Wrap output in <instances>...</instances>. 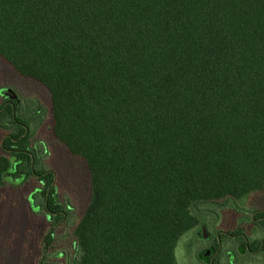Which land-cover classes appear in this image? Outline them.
Segmentation results:
<instances>
[{"label": "trees", "instance_id": "16d2710c", "mask_svg": "<svg viewBox=\"0 0 264 264\" xmlns=\"http://www.w3.org/2000/svg\"><path fill=\"white\" fill-rule=\"evenodd\" d=\"M0 59L47 91L50 132L88 174L63 237L32 120L0 103V188L40 184L35 264H177L185 234L264 196V0H0Z\"/></svg>", "mask_w": 264, "mask_h": 264}, {"label": "rangeland", "instance_id": "374dc122", "mask_svg": "<svg viewBox=\"0 0 264 264\" xmlns=\"http://www.w3.org/2000/svg\"><path fill=\"white\" fill-rule=\"evenodd\" d=\"M2 93L10 94L12 99L19 101L16 107L17 114L22 113L32 120L31 125L26 121V125L32 131L31 145L40 151L43 165L54 175L57 200L67 213L62 221L61 233L63 237L68 238L89 201L86 168L81 161L72 158L53 138L50 132V99L47 91L38 83L18 76L0 59V95L3 98ZM2 98L0 97V103L4 101ZM41 119L40 127L34 130L35 122ZM3 135L4 132L0 131V154ZM5 182L0 188V264H35L39 257L37 248L40 247V239L48 229L47 217L45 218L39 207L34 205L39 196L40 184L32 180L24 182L22 178L13 180L11 177L5 178ZM260 202L261 207H264V196L253 195L241 206L254 204L259 207ZM218 208L216 205H208L204 209L209 213L211 209L219 212ZM220 214L216 231H229L239 224L240 217L236 213L234 216L233 213L223 210ZM247 218L249 219L248 215ZM211 230L213 231V229L201 231V228L197 227L185 234L176 248L177 264H201L197 256L202 247L206 246L204 241ZM229 248L230 246L223 245L219 264H227L225 254ZM236 262L264 264L261 260L245 257H238Z\"/></svg>", "mask_w": 264, "mask_h": 264}, {"label": "flooded vegetation", "instance_id": "af4514ba", "mask_svg": "<svg viewBox=\"0 0 264 264\" xmlns=\"http://www.w3.org/2000/svg\"><path fill=\"white\" fill-rule=\"evenodd\" d=\"M0 97L5 100L15 101L19 103L18 100L10 99V96H6L5 93H2ZM234 213L239 215L238 223L229 231L218 230L216 231V224H209L206 228L199 226L201 230L213 229L208 237L206 236L204 248L202 247L201 251L198 253L197 259L201 264H219V259L222 254L223 245L226 244L230 246L229 249H226V259L227 264H239L236 262L238 257L242 258H255V260H261L264 263V207H257L254 204L243 206L241 210H236ZM249 216V221L247 218ZM66 216L62 220L65 219ZM247 218V220H246ZM243 221H246L242 223ZM240 231L239 233H236ZM261 231V232H259ZM257 238L259 244L255 249V241ZM61 257V256H59ZM59 257L55 254H47L44 252L42 256V262L45 264H59Z\"/></svg>", "mask_w": 264, "mask_h": 264}]
</instances>
